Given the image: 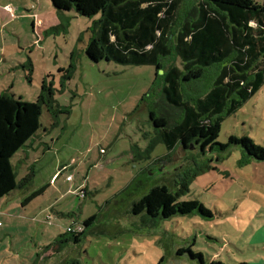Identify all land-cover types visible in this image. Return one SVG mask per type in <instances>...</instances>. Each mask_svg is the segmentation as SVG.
Segmentation results:
<instances>
[{"label":"rangeland","instance_id":"1","mask_svg":"<svg viewBox=\"0 0 264 264\" xmlns=\"http://www.w3.org/2000/svg\"><path fill=\"white\" fill-rule=\"evenodd\" d=\"M180 8V26L195 19L187 1ZM93 21L57 13L50 0H0V95L34 103L45 81L62 109L55 118L44 109L39 131L11 159L17 181L32 169L34 176L0 202V264H264V161L237 145L204 153L151 148L149 113L164 107L162 80L154 66L89 59ZM169 62L182 68L179 59ZM212 75L208 69L201 90ZM172 114L173 122L179 113ZM231 135L264 147V85L224 119L217 142ZM184 181L179 201L197 200L209 215L146 222L131 214L152 187L176 193ZM83 228L79 243H54ZM180 248L202 261L179 255Z\"/></svg>","mask_w":264,"mask_h":264},{"label":"trees","instance_id":"2","mask_svg":"<svg viewBox=\"0 0 264 264\" xmlns=\"http://www.w3.org/2000/svg\"><path fill=\"white\" fill-rule=\"evenodd\" d=\"M183 1L190 6V16L195 11L196 17L180 26ZM50 2L57 13L74 11L81 17L94 19L92 36L85 48L93 62L106 60L125 66L155 67L156 78L162 80L164 107L160 115L153 109L149 113L155 128L151 148L163 144L172 152L177 146L180 151L198 147L204 153L237 145L245 150L248 158L264 161V147L247 136L231 135L227 144L217 142L224 119L264 85V0ZM173 58L180 60L182 68L169 62ZM208 69H213L211 82L201 90L199 86L208 78ZM160 70L163 75L158 74ZM44 109L53 118L62 110L54 99L52 86L45 81L34 103L13 94L0 95V201L16 190L26 189L34 176L32 169L17 181L11 159L39 131ZM173 111L179 116L172 122ZM186 182L180 184L176 193L166 185L152 187L132 203L131 214L145 218L146 222L169 220L194 211L209 215L197 200L179 201L186 191ZM48 187L45 185L33 192L23 206L42 196ZM131 195H136L135 190ZM95 219L96 215L91 216L83 226L87 228ZM85 231L84 228L77 233L69 230L54 243L77 244ZM183 253L202 261V255L189 248L178 250L179 255Z\"/></svg>","mask_w":264,"mask_h":264},{"label":"built area","instance_id":"3","mask_svg":"<svg viewBox=\"0 0 264 264\" xmlns=\"http://www.w3.org/2000/svg\"><path fill=\"white\" fill-rule=\"evenodd\" d=\"M10 9V8H9ZM71 163L73 164V163H75V161L74 160H72L71 161ZM68 169V167L67 166H65V167H62L61 169H60V172H59V174H61V173H63L64 171H66ZM67 180H72V177H70V176H68L67 177ZM69 231V230H68ZM81 231V230H80ZM79 232V231H78Z\"/></svg>","mask_w":264,"mask_h":264},{"label":"crops","instance_id":"4","mask_svg":"<svg viewBox=\"0 0 264 264\" xmlns=\"http://www.w3.org/2000/svg\"><path fill=\"white\" fill-rule=\"evenodd\" d=\"M8 5V4H7ZM11 197V195L10 196H8V197H6V198H4V199H7V198H10ZM1 200L0 202H2V201H5V200ZM7 206H9L8 204H6V208H7Z\"/></svg>","mask_w":264,"mask_h":264},{"label":"water","instance_id":"5","mask_svg":"<svg viewBox=\"0 0 264 264\" xmlns=\"http://www.w3.org/2000/svg\"><path fill=\"white\" fill-rule=\"evenodd\" d=\"M158 73H159V75H162V74H163V71H162V70H160Z\"/></svg>","mask_w":264,"mask_h":264}]
</instances>
